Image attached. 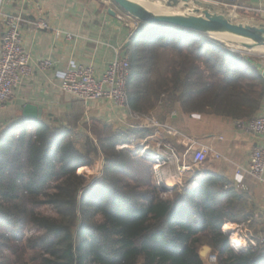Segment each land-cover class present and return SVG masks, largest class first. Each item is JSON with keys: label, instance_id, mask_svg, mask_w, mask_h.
I'll return each instance as SVG.
<instances>
[{"label": "trees", "instance_id": "1", "mask_svg": "<svg viewBox=\"0 0 264 264\" xmlns=\"http://www.w3.org/2000/svg\"><path fill=\"white\" fill-rule=\"evenodd\" d=\"M128 56V105L141 115L163 106L248 121L263 107L251 59L207 34L140 23ZM76 126H0V264H205V246L214 264H264V240L238 249L224 230L251 214L246 193L222 175L207 172L164 196L150 155L117 149L148 128L95 141L75 136ZM100 155L102 177L88 186L78 171Z\"/></svg>", "mask_w": 264, "mask_h": 264}, {"label": "crops", "instance_id": "2", "mask_svg": "<svg viewBox=\"0 0 264 264\" xmlns=\"http://www.w3.org/2000/svg\"><path fill=\"white\" fill-rule=\"evenodd\" d=\"M167 1L155 2L169 11ZM39 8L43 9L51 29L43 30L33 24ZM206 9L228 16L236 24L264 25V0H181L172 10L188 13ZM2 13L21 14L24 18L21 34L24 47L31 55L32 71L22 79L14 98L0 109V126L46 123L67 128L76 124L75 136L95 141L98 135L106 136L105 133L111 136L133 128L149 129L151 123L154 126V119L135 112L128 104L119 105L110 99L83 100L61 87L62 74L73 65L92 66L96 75L101 76L118 55L129 57L128 46L140 22L112 0H4ZM2 15L0 48L4 33ZM235 48L247 51L240 46L235 45ZM248 51L254 54L253 64L264 73V55L258 54L264 53V49ZM43 60L51 61L52 66L41 68ZM176 110L175 115L167 118L165 140L160 143L170 153L183 156L180 165L184 164V171L180 165L178 169L185 182L180 183L171 175L173 183L169 188H191L207 172L222 175L247 195L251 215L247 222L240 224L244 225L240 231L245 234L247 230L257 240H264V173L259 180L247 175L241 185L235 181L238 171L248 169L253 148L264 147V134L250 132L246 125L239 123L241 120L210 112L186 113L180 107ZM263 113L264 104L257 116ZM169 128L175 133H170ZM201 147L209 148L210 155L206 162L196 165L194 152ZM233 225L237 224L226 223L224 229Z\"/></svg>", "mask_w": 264, "mask_h": 264}, {"label": "built area", "instance_id": "3", "mask_svg": "<svg viewBox=\"0 0 264 264\" xmlns=\"http://www.w3.org/2000/svg\"><path fill=\"white\" fill-rule=\"evenodd\" d=\"M4 0H0V15L3 14L4 33L0 48V109L5 107L15 96V91L20 86L24 77L31 74V55L24 47L23 38L21 34V26L25 21L21 14L16 13H2ZM33 24L40 29L49 30L51 24L44 16L43 9H38V16L33 21ZM59 36L60 32H56ZM71 38V35H68ZM245 49V48H244ZM241 51L237 48H232L231 51L240 53L245 58L251 59L254 54L251 51ZM52 66V62L49 60H43L40 62V67L47 69ZM130 59L129 57H123L118 55L112 62L109 68L101 76H97L92 66L87 65H73L68 68L62 74L61 87L63 90L83 99V100H97V99H110L115 101L119 105H127L129 94L127 91V84L130 73ZM264 79V73H261ZM195 116L198 114H194ZM240 124H244L247 130L256 134H264V113L258 115L248 121H239ZM156 126H162L155 123ZM166 129V126H164ZM170 133L175 132L169 128ZM146 139V138H145ZM144 140V139H143ZM143 140H140L143 142ZM139 140L132 138L128 144H122L118 147L127 148L139 144ZM161 146V143H160ZM210 155V149L207 147H201L194 152V164L201 165L208 159ZM219 158V155H216ZM158 160H161L158 157ZM181 171H184V167ZM264 173V147L255 146L250 153L249 166L246 170H240L237 172L235 181L241 185L245 181V177L248 175L254 179H261ZM163 188L162 183H160ZM244 225L227 226L225 231L234 238H231V244L235 248L244 249L246 246H255L257 243L252 239L253 235L245 231V234L240 231ZM245 236L243 242L239 239H235V236ZM249 240L245 242V240ZM255 239V238H254ZM256 240V239H255ZM257 241V240H256ZM213 259L216 258L215 254L210 255Z\"/></svg>", "mask_w": 264, "mask_h": 264}, {"label": "water", "instance_id": "4", "mask_svg": "<svg viewBox=\"0 0 264 264\" xmlns=\"http://www.w3.org/2000/svg\"><path fill=\"white\" fill-rule=\"evenodd\" d=\"M121 9L128 12L143 25L166 24L180 28L198 31L211 36L212 38L228 43L238 45L248 50L256 48L264 49V25L252 27L243 24H236L231 18L223 14H218L210 9L194 10V12L178 13L172 10L178 6L181 0H168L166 6L169 11L162 14H151L144 10L140 3L144 0H112ZM187 2V0H183ZM154 4V3H151ZM113 13L112 10L110 11ZM169 187L161 188L166 192ZM211 251L209 246H205L201 251L204 257Z\"/></svg>", "mask_w": 264, "mask_h": 264}, {"label": "rangeland", "instance_id": "5", "mask_svg": "<svg viewBox=\"0 0 264 264\" xmlns=\"http://www.w3.org/2000/svg\"><path fill=\"white\" fill-rule=\"evenodd\" d=\"M155 1L150 0V1H145V2L149 3V4L154 3V4L158 5V3ZM161 8H163V7H161ZM164 10H166V9L164 8ZM224 44L227 47L231 46L230 48L228 47L229 49L235 48V45H231V44H228L226 42ZM236 46H238V45H236ZM258 54H261L262 56L264 55L263 52L258 53ZM176 112H177L176 108L168 109V108L163 107V106L157 107L156 109H154L149 114H146V116H149L150 118L154 119L155 123H158L162 126H156V125L152 126V123H151V128H149V130L151 132L149 135H147L146 139H144L143 142H141L140 141L141 139H139V141H138L139 144H136L135 146H130L127 148H120V147L117 148L118 150L125 151V152H127L128 150H133V153L138 152L139 156L144 155L145 153H148L150 155V158H151V163L153 164V166H152L153 182L157 186H161L160 183H162L163 187L172 186L173 182H171V180H170L171 175H173L174 177H177L180 183L184 184V182H185V178L181 177L182 172L179 171V169H178V166L184 161L183 156H176L175 154H172L169 151H167L164 147L160 146V142L165 140L164 134H166V133H165V127L164 126H165V123L167 122V118H170L172 115H175ZM172 130L175 131L173 128H172ZM168 136H170V134ZM158 157H160V158L163 157L165 160H163V159L158 160ZM133 161H135V166L142 169V165L140 164V161L138 160V158L137 159L133 158ZM104 163H105L104 156L100 155L97 158V160L93 166L84 167V170H80L81 168L79 169V171H78L79 174L86 180V184L88 186H90L91 184H93L94 182H96L97 180H99L102 177ZM183 165H180V167H183ZM162 193L164 194V196H167V197L173 196L172 193H170L168 191L162 192ZM44 211L50 213L49 208H44ZM249 230L250 229H248V231ZM36 233H37L36 230H28L26 234H27V236H32ZM248 235H253V233L252 234L249 233ZM244 237L245 236H239L238 235V236H235V239H239L240 242H243L244 240H242V239H244ZM255 237L256 236L253 235L252 239L254 240V242L257 243V241H256L257 239ZM229 238L231 241V238H234V237L230 234ZM248 241L249 240H247V239L245 240V242H248ZM248 245H250L249 242H248ZM246 247H249V246H246ZM211 254H215L212 251V249H211V251L207 252V254L203 257L205 264H214V262L216 261V258L213 259L210 256Z\"/></svg>", "mask_w": 264, "mask_h": 264}, {"label": "bare ground", "instance_id": "6", "mask_svg": "<svg viewBox=\"0 0 264 264\" xmlns=\"http://www.w3.org/2000/svg\"><path fill=\"white\" fill-rule=\"evenodd\" d=\"M140 4H141V6H142V8L144 10H146L147 12H149L151 14H162V13H164L166 11L163 8H161V6H159L157 4H149V3H146V2H142ZM80 170H84V167L81 168ZM195 186H196V183L192 184L191 188H193Z\"/></svg>", "mask_w": 264, "mask_h": 264}]
</instances>
